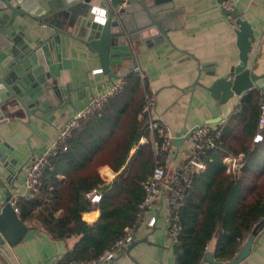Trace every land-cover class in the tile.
Masks as SVG:
<instances>
[{
    "label": "crops",
    "instance_id": "1",
    "mask_svg": "<svg viewBox=\"0 0 264 264\" xmlns=\"http://www.w3.org/2000/svg\"><path fill=\"white\" fill-rule=\"evenodd\" d=\"M101 1L77 0L78 4L72 7L70 12L63 10L42 23L31 18H18L16 21L17 29L24 32L26 38H31L30 41L24 40L30 49L34 47L31 42L49 39L54 33L53 27L49 25L60 22V28L69 34V36H61V44L66 58L72 61V67L62 69L60 76L54 77L51 82L44 83V96L41 98L44 112L37 111L30 115L15 98L1 107L3 120L0 124V139H2L0 147L7 154L6 162L9 164L0 165V177L5 182L10 178L6 167L11 169L13 177L19 176L16 182L19 189L13 191V199L19 193L24 194L23 197L26 196L27 191L23 182L26 176L25 170L31 158L48 152L59 130L71 121L78 111L84 109L94 97L108 94L118 80L114 76L123 77L131 70L134 63L144 75V78H141L143 88L147 86V93H152L155 97L153 117L166 122L175 136L183 133L186 128L191 130L221 116L217 107L218 101L208 88L218 78L227 76L232 67L238 64L239 49L235 22L222 14L223 6L217 0H147V7L159 9L156 20H159L158 17L161 14L168 15L161 21L162 27H169L166 30L168 39L156 26L130 34L129 29L138 27L137 15L141 9L126 15L127 18L122 23V27L127 38L126 45H129L133 58H122L120 67L111 68L112 76L99 72L102 70L99 54L91 52L86 44L79 40L83 33L78 29L76 21H80L81 18H75L81 17V14L89 15V12L93 10L96 22L105 25L107 14L105 20L102 14L104 8H100ZM134 3L137 8H141L138 3ZM59 5L60 2L54 3V6ZM235 6L242 17L251 23L257 40H261L259 67L255 72L257 75H264V0H235ZM71 15L74 18L69 20L68 16L71 17ZM14 36L12 32L7 34L9 38ZM117 39L113 38V42ZM1 41L0 39V44ZM50 42L51 49L54 42L52 40ZM6 55L7 52L0 50V59L5 58ZM4 74L5 70L0 68V75ZM260 95L261 103H263L264 93L260 92ZM243 96L240 97L241 103ZM44 103H47V106H44ZM240 108L241 104L236 114L240 112ZM32 109L28 107L29 111ZM226 122L223 121L214 126L221 128ZM156 141V133L147 127L145 135L131 150L130 157L136 154L140 147L152 145L155 149ZM188 150L189 142L180 147L172 146L170 158L166 164L168 172L184 164ZM224 162L228 170L235 173H239L245 165L243 155L230 156ZM129 163H131L130 159L127 164ZM123 171L124 168L115 172L111 167L101 165L98 172L107 183L98 191L88 194L87 198L92 201L94 195L102 197L104 194L102 188L109 187ZM57 179L61 182L65 180L62 171H59ZM171 198L172 194L168 190L160 189L158 200L145 211L136 229L133 243L138 245L130 253H128V247L120 252L116 258L117 264H177L178 255L174 249L175 245L166 233L165 217ZM5 199V190L0 186V211L5 205ZM63 216V210L54 214L55 218ZM153 218L156 219V224L154 227H149L148 223ZM24 222L35 231L36 238L13 248L14 256L19 264L68 263V255L79 244L81 236L57 240L47 233L46 228L35 217ZM248 237L249 235L242 247ZM218 239L219 234L215 235L209 243L205 255L209 252L215 256ZM0 264H10L1 253ZM201 264L209 263L204 262L203 258ZM241 264H264V225L258 232L257 243L253 245L251 254Z\"/></svg>",
    "mask_w": 264,
    "mask_h": 264
},
{
    "label": "trees",
    "instance_id": "2",
    "mask_svg": "<svg viewBox=\"0 0 264 264\" xmlns=\"http://www.w3.org/2000/svg\"><path fill=\"white\" fill-rule=\"evenodd\" d=\"M142 82L137 73H131L122 94L75 131L68 150L52 159L39 196L23 197L16 204L23 221L35 217L53 239L81 236L68 263L99 257L138 222L139 205L146 195L144 184L156 163L152 145L140 147L130 157L147 128L140 118L147 93ZM261 98L258 90L249 92L240 112L217 127L221 131L218 148L206 152L207 169L194 175L193 189L179 211L182 229L174 247L177 264H201L217 234L216 259L233 260L246 237L264 219ZM260 131L263 138L255 142ZM240 155L245 165L239 173L229 171L224 161ZM101 165L124 171L109 187L102 188L100 201L93 203L87 195L107 183L99 175ZM59 171L65 176L62 182L57 179ZM59 210L64 216L55 218Z\"/></svg>",
    "mask_w": 264,
    "mask_h": 264
},
{
    "label": "water",
    "instance_id": "3",
    "mask_svg": "<svg viewBox=\"0 0 264 264\" xmlns=\"http://www.w3.org/2000/svg\"><path fill=\"white\" fill-rule=\"evenodd\" d=\"M217 1L221 5L225 2L235 4V0ZM58 2H60V5L54 6V3ZM123 2L124 0H111L110 6L106 1H101L100 8L107 10L105 25L96 22L93 10L89 12V15L87 14L88 16L81 14V17H75L81 18L80 21H76L78 22V29L83 33L82 38L79 40L84 42L91 52L99 54L102 72L110 76L113 75L111 68L120 67L122 58H133V54L129 51V45H126L127 38L122 27V23L127 18L126 15H131L134 10L141 9V12L137 15V18H139L138 27L133 30L129 29L130 34L146 31L156 26L168 39L166 30L169 27L164 26V28L161 24L162 18H166L168 15L161 14L158 17L159 20H156L159 9L152 6L147 7V0H128V6L120 9ZM134 2L138 3L141 8H137ZM77 4V0H0V39L2 40L0 50L7 52L6 57L0 59V68L5 70V74L0 75V124L3 120L1 107L14 98L21 103L30 115L37 111L44 112L41 100L44 96V83L51 82L54 77L60 76L62 69L72 67V61L66 58L64 47L61 44V36H69V34L60 28V22L48 24L54 29L52 36L47 40L36 41V43L31 42L34 47L30 49L24 40L30 41L31 38H26L24 32L17 29V19L31 18L42 23L45 19L60 14L63 10L70 12L71 8ZM222 14L230 17L237 26L239 57L238 64L232 67L230 73L225 77L218 78L208 88L212 96L218 101L217 107L221 116L215 120L204 122L191 130L186 128L183 133L176 134L172 140V145L175 147H180L186 143L197 128L229 121L240 107V97L242 95L245 97L254 90L264 93V75L260 76L255 72L259 67L261 40H257L251 23L242 17L236 6L232 10L223 8ZM68 18L71 20L74 16L71 15ZM9 32L14 33L15 36L12 38L7 37ZM70 36L78 39L73 35ZM113 38L118 39L113 42ZM51 40L54 42V46L50 49L49 43H51ZM121 51H125L127 54L119 53ZM135 68L136 63L128 72L133 71ZM114 77L119 79L118 76ZM43 105L47 106V103ZM28 107L33 109L29 111ZM1 142L2 139H0V144ZM7 158V154L0 147V165H8ZM6 169L10 174V178L5 182L0 177V186L5 190L6 196L5 205L0 211V253L10 264H19L14 256L13 248L35 239L36 233L21 219L13 202V191L19 189L16 185L19 176L13 177L11 169L8 167ZM29 193V191L26 192V198ZM263 225L264 220L249 235L245 245L232 261H217L214 254L208 252L204 257V262L209 264H241L251 254L253 245L257 243L258 232ZM137 245V243H133L128 246V253ZM117 261L118 259H115L109 264H117Z\"/></svg>",
    "mask_w": 264,
    "mask_h": 264
},
{
    "label": "built area",
    "instance_id": "4",
    "mask_svg": "<svg viewBox=\"0 0 264 264\" xmlns=\"http://www.w3.org/2000/svg\"><path fill=\"white\" fill-rule=\"evenodd\" d=\"M104 1L111 6V0ZM127 6L128 0H124L120 5V9L126 8ZM222 6L227 10H232L235 4L225 2ZM99 13H101V11H99ZM102 14L103 18L106 20L107 10L104 9ZM99 72H102V70H99ZM131 73H137L141 78H144L143 73L137 68L126 73L123 77H120L108 94L94 97L84 109L78 111L73 119L59 130L57 138L48 152L31 158L26 167V176L23 182L26 191L30 192L27 199L39 196L43 187L45 173L52 168V159L68 150V140L72 137L75 131L79 130L94 114L104 110L112 99L122 94L125 88L126 79ZM154 105L155 97L152 93H146L145 103L140 112V117L146 121L148 129L158 135L159 140L156 141L154 146L156 155L155 168L144 184L146 195L142 203L139 205L140 212L138 214L139 219L137 224L129 229L123 237L118 239L111 248L106 250L99 257L87 260H75L69 262V264H107L115 260L120 252L125 250L135 241L137 226L141 222L145 211L151 208L158 200L161 188L168 190L172 194L170 206L165 217L166 233L174 245L178 243L182 229L179 217L180 208L184 205L193 189L194 175L202 173L207 169V162L204 159L206 152L218 148L217 139L220 138L221 131L217 130V127L214 125L195 129L191 138L187 141L189 142V150L184 164L177 168H173L168 172L166 164L170 158L173 146L172 140L175 135L166 122L163 120H157L153 117ZM259 127L261 130L264 128V102L261 104ZM262 138L261 133L257 134L255 142L261 141ZM23 196L24 194L19 193L17 197L13 199L14 204L16 205L18 200L23 198ZM100 199L101 196L94 195L92 201L96 202ZM155 224V218L148 223L149 227H154ZM53 264L60 263L55 262Z\"/></svg>",
    "mask_w": 264,
    "mask_h": 264
}]
</instances>
